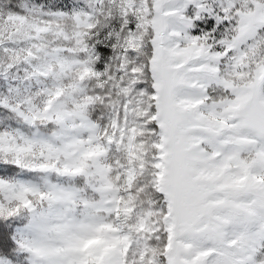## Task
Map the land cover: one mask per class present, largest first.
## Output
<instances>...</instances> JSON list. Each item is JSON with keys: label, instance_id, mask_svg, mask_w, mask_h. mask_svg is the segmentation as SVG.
<instances>
[{"label": "snow or ice", "instance_id": "snow-or-ice-1", "mask_svg": "<svg viewBox=\"0 0 264 264\" xmlns=\"http://www.w3.org/2000/svg\"><path fill=\"white\" fill-rule=\"evenodd\" d=\"M0 264H264V0H0Z\"/></svg>", "mask_w": 264, "mask_h": 264}]
</instances>
